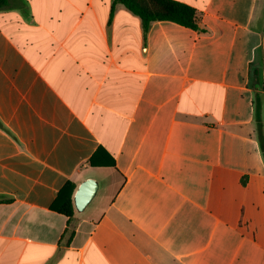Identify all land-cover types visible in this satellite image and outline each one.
Returning a JSON list of instances; mask_svg holds the SVG:
<instances>
[{
    "label": "crops",
    "instance_id": "obj_1",
    "mask_svg": "<svg viewBox=\"0 0 264 264\" xmlns=\"http://www.w3.org/2000/svg\"><path fill=\"white\" fill-rule=\"evenodd\" d=\"M174 1L0 10V264H264V0Z\"/></svg>",
    "mask_w": 264,
    "mask_h": 264
},
{
    "label": "trees",
    "instance_id": "obj_2",
    "mask_svg": "<svg viewBox=\"0 0 264 264\" xmlns=\"http://www.w3.org/2000/svg\"><path fill=\"white\" fill-rule=\"evenodd\" d=\"M122 3L132 13L141 17L146 29L156 21H169L180 24L182 26L196 29V12L195 10L183 3L174 0H116ZM9 0H0V10L10 8ZM1 125V124H0ZM91 164L95 165L94 160ZM106 163L102 166H114V164ZM75 189L73 183H68L60 192L54 208L68 217L74 213V201L72 194ZM67 193L66 198H62Z\"/></svg>",
    "mask_w": 264,
    "mask_h": 264
},
{
    "label": "water",
    "instance_id": "obj_3",
    "mask_svg": "<svg viewBox=\"0 0 264 264\" xmlns=\"http://www.w3.org/2000/svg\"><path fill=\"white\" fill-rule=\"evenodd\" d=\"M99 185L95 179L89 178L83 181L74 195V203L78 211H83L93 200Z\"/></svg>",
    "mask_w": 264,
    "mask_h": 264
}]
</instances>
